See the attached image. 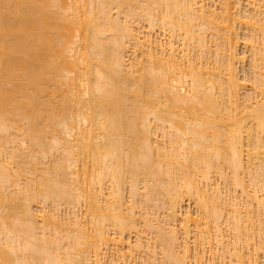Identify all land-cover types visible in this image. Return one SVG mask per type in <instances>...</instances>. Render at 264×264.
Returning a JSON list of instances; mask_svg holds the SVG:
<instances>
[{
	"label": "bare ground",
	"instance_id": "6f19581e",
	"mask_svg": "<svg viewBox=\"0 0 264 264\" xmlns=\"http://www.w3.org/2000/svg\"><path fill=\"white\" fill-rule=\"evenodd\" d=\"M137 257L264 264V0H0V264Z\"/></svg>",
	"mask_w": 264,
	"mask_h": 264
},
{
	"label": "rangeland",
	"instance_id": "374dc122",
	"mask_svg": "<svg viewBox=\"0 0 264 264\" xmlns=\"http://www.w3.org/2000/svg\"><path fill=\"white\" fill-rule=\"evenodd\" d=\"M240 32H241V36H242V39H241L242 45L240 47V52L242 53L241 54L242 56L243 55L244 56L246 55V57H245V59H246V66H245V68L241 67V69H240V73H241L240 76L242 75V77H246V81L249 84H252V79L253 78H252V74H251V71H250V60H251V56H250V53L249 52H247L246 54H244V47H245L244 43H245V41L247 39L246 38L247 37L246 36L247 30L241 29ZM126 194H128V193H126ZM38 205H40V204H38ZM191 208L194 209V205H192ZM135 235H136L135 233H132V239L133 240H135ZM136 260L138 261L139 264H143V259L141 257H137Z\"/></svg>",
	"mask_w": 264,
	"mask_h": 264
}]
</instances>
